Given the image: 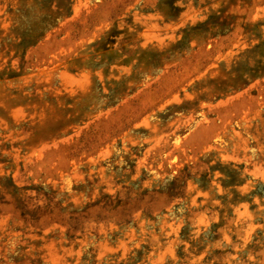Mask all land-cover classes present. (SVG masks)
<instances>
[{
  "label": "rangeland",
  "instance_id": "obj_1",
  "mask_svg": "<svg viewBox=\"0 0 264 264\" xmlns=\"http://www.w3.org/2000/svg\"><path fill=\"white\" fill-rule=\"evenodd\" d=\"M0 264H264V0H0Z\"/></svg>",
  "mask_w": 264,
  "mask_h": 264
}]
</instances>
